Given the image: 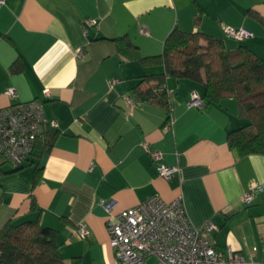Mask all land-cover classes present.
I'll return each mask as SVG.
<instances>
[{
	"label": "crops",
	"instance_id": "0c3cea01",
	"mask_svg": "<svg viewBox=\"0 0 264 264\" xmlns=\"http://www.w3.org/2000/svg\"><path fill=\"white\" fill-rule=\"evenodd\" d=\"M225 26L251 36L230 38ZM174 28L264 58V0H2L0 108L38 98L57 135L18 169L0 154V229L38 219L55 231L63 264H112L102 201L116 213L157 193L180 198L194 226L214 222L207 237L216 250L264 264V191L242 200L264 187V155L240 156L228 145V133L248 123L237 100L208 101L203 83L173 76L164 81L173 91L168 109L138 97L136 88L154 89L152 76L164 72L138 55L161 53ZM128 41L137 49L125 51ZM193 92L202 107L189 104ZM156 149L177 167L169 178L152 161ZM79 223L88 228L85 238Z\"/></svg>",
	"mask_w": 264,
	"mask_h": 264
},
{
	"label": "trees",
	"instance_id": "16d2710c",
	"mask_svg": "<svg viewBox=\"0 0 264 264\" xmlns=\"http://www.w3.org/2000/svg\"><path fill=\"white\" fill-rule=\"evenodd\" d=\"M121 40H118L120 46ZM126 44L125 51L137 49L131 41ZM138 56L146 66L164 67L163 73L152 76L158 80L154 89L136 88L142 101H156L168 109L164 89L167 76L201 82L208 101L233 97L237 100L239 115L248 121L228 133L229 147L240 156L264 155V58L244 45L228 49L222 39L178 28L167 35L161 53ZM56 135V131L46 125L31 155L46 153ZM32 202L35 207L34 200ZM55 235L53 229L41 225L38 219L18 224L6 222L0 229V264H63Z\"/></svg>",
	"mask_w": 264,
	"mask_h": 264
},
{
	"label": "built area",
	"instance_id": "2783aa9c",
	"mask_svg": "<svg viewBox=\"0 0 264 264\" xmlns=\"http://www.w3.org/2000/svg\"><path fill=\"white\" fill-rule=\"evenodd\" d=\"M96 23L94 19L86 21L87 25ZM224 29L228 37L236 40L251 36L244 28L225 26ZM140 32L146 33V30L142 28ZM77 54L81 55V50ZM164 89L167 95L173 92L167 87ZM44 93L47 94V89ZM7 95L15 98L16 90L8 88ZM128 103L131 104V100ZM189 104L200 108L203 100L193 92ZM44 125L54 127L56 122L47 120L43 102L38 98L0 108V154L4 160L13 167L22 166L30 158ZM150 155L160 176L169 178L177 171L176 166L163 163L160 150H152ZM255 190L264 191V187L248 189L242 197L243 202H252ZM102 203L110 212L106 226L115 252L112 264H250L241 252L216 250L207 237L217 228L216 224L208 221L194 226L180 198L166 201L155 193L116 213L110 211L109 203ZM76 232L85 238L88 228L79 223Z\"/></svg>",
	"mask_w": 264,
	"mask_h": 264
},
{
	"label": "rangeland",
	"instance_id": "374dc122",
	"mask_svg": "<svg viewBox=\"0 0 264 264\" xmlns=\"http://www.w3.org/2000/svg\"><path fill=\"white\" fill-rule=\"evenodd\" d=\"M151 261H153V259Z\"/></svg>",
	"mask_w": 264,
	"mask_h": 264
}]
</instances>
